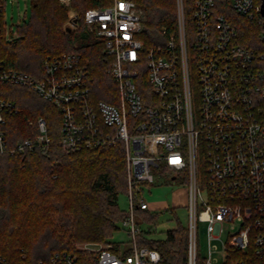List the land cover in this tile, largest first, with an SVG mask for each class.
Here are the masks:
<instances>
[{
	"label": "built area",
	"instance_id": "built-area-1",
	"mask_svg": "<svg viewBox=\"0 0 264 264\" xmlns=\"http://www.w3.org/2000/svg\"><path fill=\"white\" fill-rule=\"evenodd\" d=\"M70 6L73 0H60ZM0 0V39L13 41ZM177 0V33L144 50L142 23L134 0H102L85 10L84 20L105 43L115 102L97 99L88 61L78 52L49 54L40 75L8 66L0 59V83L35 91L61 112L60 145L81 150L123 143L128 169V215L122 221L130 237L124 254L113 241L56 251L36 264H156L157 249L142 246L145 222L136 212L148 209L145 183L152 168L188 187L187 264H264V51L238 42L236 26L222 12L236 13L262 27L264 0ZM71 19L78 23L76 13ZM195 58L191 60L190 52ZM21 112L0 96V126ZM37 132L12 144L0 127V159L6 154L41 149L52 143L47 120ZM204 225L206 255H200ZM225 239H223V235ZM216 239L223 243L215 255ZM0 264H13L0 254ZM26 264V263H22Z\"/></svg>",
	"mask_w": 264,
	"mask_h": 264
},
{
	"label": "trees",
	"instance_id": "trees-1",
	"mask_svg": "<svg viewBox=\"0 0 264 264\" xmlns=\"http://www.w3.org/2000/svg\"><path fill=\"white\" fill-rule=\"evenodd\" d=\"M134 1L142 23L139 37L145 58L148 48L177 33V0ZM101 2L73 0L66 6L60 0H31L29 18L17 26L18 37L11 42L0 39V59L10 67L40 75L47 55L78 52L88 61L96 98L115 102L117 86L109 69L113 57L105 53L104 40L84 20L85 10ZM187 9L190 17L191 0ZM70 10L79 19L77 27L67 30ZM222 12L236 26L239 43L264 51L262 27L236 13L230 4ZM0 96L21 109L0 126L12 144L34 135L37 127L29 120L40 116L47 120L52 138L45 151L6 154L0 159V254L13 264H36L56 251L79 252V244L111 241L128 215L118 201L129 185L123 143L67 150L60 145L61 112L52 102L9 83H0ZM136 212L152 225L138 240L159 251L156 264H187L186 225L177 219L165 238H153L148 235L155 232L161 211L139 206Z\"/></svg>",
	"mask_w": 264,
	"mask_h": 264
},
{
	"label": "rangeland",
	"instance_id": "rangeland-1",
	"mask_svg": "<svg viewBox=\"0 0 264 264\" xmlns=\"http://www.w3.org/2000/svg\"><path fill=\"white\" fill-rule=\"evenodd\" d=\"M31 9V0H8L6 9H5V18L6 23L11 25L13 23H21L23 20L28 19L30 16ZM73 10H70L72 13ZM78 17V15L76 14ZM71 17V16H70ZM72 18V17H71ZM79 19V17H78ZM77 24H74L72 19L68 22V26L74 29L77 27ZM190 58L193 60L195 58L192 51L190 52ZM152 173L155 176V181L149 187L147 186L144 191V198L149 203V208L151 210H159L161 211V215L159 217V221L156 226V230L154 233L149 234L148 236L153 238H165L167 235V231L172 229L177 224V219H179L183 224H187L188 220V187L185 184H179L174 182L171 179L170 175L167 174L160 168H152ZM119 205L122 209H129V196L128 192H123L119 195ZM175 207V212L171 209ZM141 226L143 229H148L151 227V224L147 222H142ZM199 244H200V255L201 257L206 255L207 251V238H206V230L204 225L201 226L199 231ZM225 234L223 235V239H225ZM111 241H113L116 246H122V254L126 250L125 246L130 243V237L128 236L126 230L124 228H120L116 232H114ZM109 242V241H107ZM107 242H91L79 244V247L85 246L87 244L93 243H102L105 244ZM214 244L217 246L215 249V255L221 256L223 252V243L220 239H216Z\"/></svg>",
	"mask_w": 264,
	"mask_h": 264
},
{
	"label": "crops",
	"instance_id": "crops-1",
	"mask_svg": "<svg viewBox=\"0 0 264 264\" xmlns=\"http://www.w3.org/2000/svg\"><path fill=\"white\" fill-rule=\"evenodd\" d=\"M70 16H71V13H70ZM146 187H147V186H145V188H146ZM172 209H174V212H175V207H172ZM172 209H171V210H172Z\"/></svg>",
	"mask_w": 264,
	"mask_h": 264
},
{
	"label": "water",
	"instance_id": "water-1",
	"mask_svg": "<svg viewBox=\"0 0 264 264\" xmlns=\"http://www.w3.org/2000/svg\"><path fill=\"white\" fill-rule=\"evenodd\" d=\"M72 28L71 27H68L67 30H71Z\"/></svg>",
	"mask_w": 264,
	"mask_h": 264
}]
</instances>
